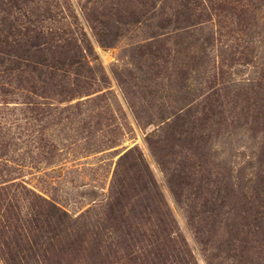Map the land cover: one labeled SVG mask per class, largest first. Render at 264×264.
<instances>
[{"label":"rangeland","instance_id":"1","mask_svg":"<svg viewBox=\"0 0 264 264\" xmlns=\"http://www.w3.org/2000/svg\"><path fill=\"white\" fill-rule=\"evenodd\" d=\"M46 1L42 19L83 46V74L68 75L62 94L42 97L30 86L39 91L60 72L48 74L42 64L21 73L0 62V264H141L140 247L148 244L142 233L157 229L153 218L142 220L152 209L136 196L142 197L134 181L139 173L128 165L141 169V163L148 173H140L154 180L174 220L167 250L170 241L188 249L181 262L264 264L254 249L256 225L264 226V211L254 210L264 163V0H228L249 6L245 22L226 8L211 12L210 2L222 0H191L192 20L207 19L208 12L211 20L192 28L202 52L187 64L188 56L176 52L175 23L159 31L173 37L168 50L146 46L164 18L163 1L148 23L109 28L93 27L91 19L100 15H91L87 0ZM143 1L122 3L138 12ZM103 2L108 8L120 1ZM177 114H187V128L204 138L202 149L195 139L189 150L177 134ZM175 176L195 187L182 186L176 196ZM232 185L245 197H233L226 189ZM43 199L68 214L61 216L66 224L44 223L47 215L61 214ZM122 206L134 209L139 221L113 227L106 215ZM36 217L40 221L30 224Z\"/></svg>","mask_w":264,"mask_h":264},{"label":"trees","instance_id":"2","mask_svg":"<svg viewBox=\"0 0 264 264\" xmlns=\"http://www.w3.org/2000/svg\"><path fill=\"white\" fill-rule=\"evenodd\" d=\"M42 1V2H41ZM120 2H111L107 8V5L103 2V0H87L88 5H92V12L99 13L100 16L98 18L91 19L93 23V27H106L109 28L114 23H119L122 27H130L131 25L139 26L148 23L153 16L157 15L158 10L157 7V0H144L143 4H141L142 8L138 12L135 10H131L126 8L123 5L122 0ZM163 1L164 6L162 7V20L160 23L155 26L158 31H153L149 35L147 40L150 41L147 43V48H156V51L160 53V50L164 48L168 50L167 45L173 37H169L170 34L167 32H159L160 30L169 28L172 23L174 25L173 31L176 32V37L178 40L175 42V47H177L176 52L183 56H188L187 63H195L200 59V56L197 58V53L201 54L202 50L197 49L199 47L201 38L198 37L194 32V27L198 28L204 22H208L211 20L210 12L207 14L206 18L203 19L201 15L195 20H192V16L196 13L195 7H192L191 0H184L185 2L182 3L178 0H160ZM171 1V2H169ZM206 0H204L205 2ZM203 2V3H204ZM43 3L44 5H41ZM147 11L153 12L150 16L146 15L144 9L148 5ZM174 3L175 6H171L170 4ZM217 3V2H216ZM48 2L46 0H0V62L3 66L4 60H7L14 70L18 72L29 73L30 71H34L37 66L42 65L47 69L48 67V74H55L56 71L61 73V76H48V80L43 81L42 88L38 91L35 88V84L30 86L32 92L37 93L39 96L42 97H50L52 95L62 94L63 87L62 85L65 83V79L68 75L74 73L80 75L81 71V64L82 59L86 56L83 46L81 47L78 45V40L74 38L71 34H66L65 32L62 33V29L59 28L58 25L53 24V26H48L47 23L51 19L44 18L42 16H47L43 14V6H47ZM211 4V12L220 9H228L230 13L234 14V16H238L242 22H245L248 18L250 19L252 13H250L249 6L240 2V4H235L233 1L228 2V0H222V2L215 4L214 2H210ZM115 5L116 7L113 8ZM156 9V11H155ZM168 9L169 13L166 12ZM47 13H49L50 9H45ZM102 10V12H100ZM115 10V12H114ZM127 13V14H124ZM116 14V18L110 19V16ZM49 15V14H48ZM204 15V14H202ZM102 17V18H101ZM105 18V19H104ZM254 18V16H253ZM248 19V20H249ZM150 25V24H148ZM118 28V26H117ZM194 28V29H192ZM3 35V37H1ZM118 38L116 36L111 41H116ZM77 40V41H76ZM103 46H110L113 45V42H106L105 40L102 41ZM186 43V45H185ZM182 47L179 50V47ZM86 52L90 53V50L87 48ZM154 53V52H153ZM155 54V53H154ZM11 67V68H12ZM19 74V73H18ZM83 74V73H82ZM70 79V78H69ZM81 79V78H80ZM61 88L60 90H57ZM183 112V110H182ZM187 114H177V123L179 124L178 135L184 141L187 148L189 150H194L195 146V139L200 140L197 142L199 144V148L202 149V142L204 138L197 135L192 131V129L187 128L189 126V122L186 119ZM167 140V138H165ZM166 140H163L164 142ZM204 143V142H203ZM131 153V151H130ZM129 157V153L124 154L120 157V164L121 165L125 160ZM162 160V159H161ZM130 168H134V172L139 173L138 176L135 178V184L138 185V190L140 189L141 195L137 192L136 196L138 195L139 201L145 203V207L152 209L150 210L149 216L143 217V219L148 218L150 221L152 218L155 223V231H151L152 234L147 236V233H142V240L148 244L146 246L143 244L140 247V255L138 256L141 264H188L181 262L183 257H187L184 253L187 249L186 245L183 246L179 244V242L170 241L174 244L170 246V250H167L166 247V238L170 237L172 233L170 229L173 227L174 220H170L171 213L168 208L167 202L164 200L163 196L160 192H155L156 183L154 180H150V178H143L144 175L140 173V170L145 171L148 173L147 166L145 163H141V169H138L134 164H128ZM264 167V163L261 164ZM260 168L259 176L257 178L256 186L254 187L255 195L258 197L257 204L255 206V212L257 211H264V178L261 179V174H264V168ZM117 174V173H116ZM150 175V174H149ZM178 176V175H177ZM180 176V175H179ZM152 177V176H151ZM174 177L170 179V183L172 184L173 189L178 191L176 196L180 193L181 187L189 186L195 187L196 182L193 181V184H188L186 181L180 182V177ZM183 178H181L182 180ZM127 181V180H126ZM127 183H129L127 181ZM221 184V181L219 182ZM121 188L127 190V185L124 183H119ZM200 188L206 189V186H200ZM235 186L232 185L231 187H227V190H231L233 197L238 196V194L245 197L243 194L240 193V190L234 188ZM219 190H226L225 188L222 189L221 186H218ZM5 190L4 188L0 189ZM123 194H125L123 192ZM135 197V196H133ZM132 197V198H133ZM40 198V197H39ZM45 203L50 205V208L53 210H57L60 212L61 215L54 217L53 215H47L44 219V223L51 224V223H59L66 224L61 216H68V214L58 208L55 205L50 204L47 200H44ZM4 204H0V208H3ZM120 207L117 209H110L109 214L106 215V219L108 221H112L113 227L116 226L117 223L126 224L129 222L130 219L133 220L135 215V210H123ZM51 214V211H49ZM146 213L142 214L145 215ZM35 215L40 216L43 215V212L36 213ZM261 216L263 218V212L257 213V217ZM139 216H137V220ZM135 218V219H136ZM52 219H55L52 220ZM12 219L7 220L8 223H11ZM22 221L21 219H18ZM141 220V221H142ZM17 221V222H19ZM28 221V220H27ZM40 220L38 217L32 218L30 220V224L35 223V225ZM21 224H25L22 222ZM25 228V227H24ZM120 228H122L120 226ZM257 231L256 236L257 238L254 240L255 245L254 249H256V254L259 257H263L264 259V226L262 224L256 225ZM125 232H128V226L125 227ZM125 237V236H124ZM160 237L164 238V243L160 241ZM132 239V238H131ZM100 240V239H99ZM133 240V239H132ZM139 240V239H138ZM137 240V241H138ZM155 242L156 244L153 245L151 242ZM158 246L157 250L154 252L155 248Z\"/></svg>","mask_w":264,"mask_h":264}]
</instances>
